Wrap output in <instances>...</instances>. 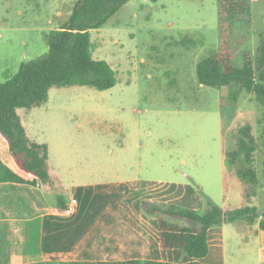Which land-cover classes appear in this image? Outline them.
Wrapping results in <instances>:
<instances>
[{
	"label": "rangeland",
	"instance_id": "374dc122",
	"mask_svg": "<svg viewBox=\"0 0 264 264\" xmlns=\"http://www.w3.org/2000/svg\"><path fill=\"white\" fill-rule=\"evenodd\" d=\"M78 0H0V81L49 51ZM232 29H219L218 0H129L92 30L93 57L106 60L117 83L106 90L53 86L39 107L18 109L27 135L49 148L48 168L66 197L74 181L142 177L187 182L204 200L243 206L245 186L225 164L233 134L251 124L259 138L264 108L254 95L231 99L228 87L198 81L197 64L230 41L235 64L256 55L264 35V0ZM230 141V143H228ZM259 183L253 205L264 212V150L258 146ZM203 208V209H204ZM261 218V217H260ZM227 223L228 264H264L259 219Z\"/></svg>",
	"mask_w": 264,
	"mask_h": 264
},
{
	"label": "trees",
	"instance_id": "16d2710c",
	"mask_svg": "<svg viewBox=\"0 0 264 264\" xmlns=\"http://www.w3.org/2000/svg\"><path fill=\"white\" fill-rule=\"evenodd\" d=\"M129 0H78L59 29L48 34L49 51L37 59L21 64L17 73L0 81V182H15L40 187L55 206L65 210L69 204L58 190L48 168L49 148L26 133L18 109L42 106L53 86H89L97 90L112 88L117 83L116 71L106 60L93 57L92 30L104 26ZM158 1V0H150ZM250 10L249 0H218L219 29H232L236 21ZM230 41L197 64L198 81L206 86L228 87L234 103L242 92L254 95L264 108V35L256 55L246 51L243 64H235ZM260 136L247 123L233 134V144L224 148L225 164L248 188L247 202L237 208L215 205L205 197V208L197 210L171 202L144 199L141 209L155 218L160 230V245L177 248L194 259L172 263L146 259L124 261H49L34 264H204L200 259L209 252L208 230L214 226L242 221L264 231V212L251 204L259 183L255 153L264 150V119ZM230 143V141H228Z\"/></svg>",
	"mask_w": 264,
	"mask_h": 264
},
{
	"label": "crops",
	"instance_id": "0c3cea01",
	"mask_svg": "<svg viewBox=\"0 0 264 264\" xmlns=\"http://www.w3.org/2000/svg\"><path fill=\"white\" fill-rule=\"evenodd\" d=\"M65 191L68 204L76 207L70 214L50 202L40 187L0 182V264L194 260L180 249L162 248L157 220L141 209V201L149 199L202 210L204 200L189 183L131 176L74 181ZM226 225L208 230L209 252L199 261L228 264ZM257 235L264 239V231Z\"/></svg>",
	"mask_w": 264,
	"mask_h": 264
},
{
	"label": "built area",
	"instance_id": "2783aa9c",
	"mask_svg": "<svg viewBox=\"0 0 264 264\" xmlns=\"http://www.w3.org/2000/svg\"><path fill=\"white\" fill-rule=\"evenodd\" d=\"M75 209H76V207L73 204H69L68 208L65 209V212L70 214V213L74 212Z\"/></svg>",
	"mask_w": 264,
	"mask_h": 264
}]
</instances>
